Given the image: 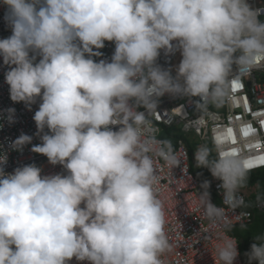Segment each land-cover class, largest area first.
<instances>
[{
    "label": "clouds",
    "instance_id": "9594fccd",
    "mask_svg": "<svg viewBox=\"0 0 264 264\" xmlns=\"http://www.w3.org/2000/svg\"><path fill=\"white\" fill-rule=\"evenodd\" d=\"M11 35L0 58L13 102H39L31 151L64 171L35 163L5 171L0 150V264H166V186L156 160L181 161L154 134L151 115L164 96L186 98L197 123L209 106L232 98L233 83L264 68V9L248 0H2ZM114 44L109 59L100 50ZM180 53L173 69L159 63ZM6 119L14 122L15 109ZM33 137L21 134L11 150ZM196 167L220 180L223 205L205 181L199 203L210 225L224 221L249 167L243 153L213 144L194 153ZM239 242L218 236L215 264H236ZM247 264H264V234Z\"/></svg>",
    "mask_w": 264,
    "mask_h": 264
},
{
    "label": "built area",
    "instance_id": "2783aa9c",
    "mask_svg": "<svg viewBox=\"0 0 264 264\" xmlns=\"http://www.w3.org/2000/svg\"><path fill=\"white\" fill-rule=\"evenodd\" d=\"M248 3L253 9H264V0H248ZM5 12L6 6L0 0V39L11 35L4 18ZM261 17H264V12H261L259 19ZM114 48V44L106 42L105 48L100 50L103 55L98 59L110 60ZM181 59L179 52L171 56L162 52L158 63L165 69L172 68L175 75V68ZM8 70L9 67L0 58V150L8 154L5 171L11 173L17 167L35 163L44 170V174L63 172L61 166H52L47 157L31 151L32 145L41 142L36 135L37 127L33 119L39 102L29 110V106L23 102L11 100L9 85L5 80ZM239 84L240 87L233 90L229 102L209 106L202 122H196L201 113L196 111L190 100L167 95L160 99L158 109L150 117L156 137L170 141L181 161L179 167L168 169L163 166L162 160H156L162 183L166 186V228L174 245L173 251L166 257V264H215L214 250L220 234H227L239 242L240 255L236 264H244L240 240L230 231L235 226L251 225L255 210L264 211V201L254 205L246 193L239 190L238 196L243 206L234 210L228 208L222 223L210 225L199 203V192L203 191L202 181L194 175V163L191 162V149L195 153L201 145L208 144L211 147L215 144L225 147L229 152L243 153L247 161L251 162L248 174L264 170V68L254 69ZM10 108L15 109L13 123L6 119L7 109ZM21 134L32 136V144L25 146L22 152L11 150V142ZM189 135L192 139L186 138ZM195 137L197 140L194 143ZM208 182L211 202L224 207L222 182L213 177L211 172ZM248 203H251V208L247 207ZM72 264L77 262L73 260Z\"/></svg>",
    "mask_w": 264,
    "mask_h": 264
},
{
    "label": "trees",
    "instance_id": "16d2710c",
    "mask_svg": "<svg viewBox=\"0 0 264 264\" xmlns=\"http://www.w3.org/2000/svg\"><path fill=\"white\" fill-rule=\"evenodd\" d=\"M166 141H168V140H166ZM191 155L193 156V159H194V168H193L194 175L198 179H200V180L202 179L203 182L207 181L208 172L206 174H204L202 177H199V173H198L197 167H196L194 152L192 149H191ZM206 170L208 171V169H206ZM247 178H250L251 184L252 183L253 184H255V183L264 184V170L258 171L255 173H250V174H248ZM261 201H264V188H263L262 192H260L259 194H257L254 197H251V202H253L254 205L258 202H261ZM247 207L251 208L252 207L251 203H248ZM235 227H233L231 229V233L234 235H237L239 237L240 244H241L242 258H243L244 264H247V256L245 254L250 250L251 244L253 243V239L256 236L264 234V211L255 210V219L251 225L235 226ZM240 228H245L244 235L237 234V231H238L237 229H240Z\"/></svg>",
    "mask_w": 264,
    "mask_h": 264
},
{
    "label": "rangeland",
    "instance_id": "374dc122",
    "mask_svg": "<svg viewBox=\"0 0 264 264\" xmlns=\"http://www.w3.org/2000/svg\"><path fill=\"white\" fill-rule=\"evenodd\" d=\"M262 6V4H261ZM260 20L262 22H264V17H261ZM186 138L188 139H192L191 135L186 136ZM197 138H193L194 143L196 142ZM191 162L194 163V159L193 156H191ZM197 171L199 173V177H202L204 174H206L208 171L206 170V168H197ZM206 179V178H205ZM201 185L204 183L203 180L201 179ZM264 188V184L262 183H255V184H251L250 182V178H247L246 183L244 184L243 187L240 188L241 191L245 192L246 195L251 199V197L256 196L257 194H259L260 192H262ZM236 228V227H235ZM234 228V229H235ZM237 234H241L244 235L245 232V228H240L237 229Z\"/></svg>",
    "mask_w": 264,
    "mask_h": 264
},
{
    "label": "snow or ice",
    "instance_id": "6c2138e0",
    "mask_svg": "<svg viewBox=\"0 0 264 264\" xmlns=\"http://www.w3.org/2000/svg\"><path fill=\"white\" fill-rule=\"evenodd\" d=\"M239 87H240L239 83H235V82L233 83V90H235V89H237ZM247 134H248V131L245 132V135H247ZM247 166L251 167V162L250 161H247Z\"/></svg>",
    "mask_w": 264,
    "mask_h": 264
},
{
    "label": "crops",
    "instance_id": "0c3cea01",
    "mask_svg": "<svg viewBox=\"0 0 264 264\" xmlns=\"http://www.w3.org/2000/svg\"><path fill=\"white\" fill-rule=\"evenodd\" d=\"M209 174H210V171L208 170V176H207V181H208V178H209ZM231 232V231H230ZM232 234V233H231ZM232 235H234V234H232ZM234 236H236V237H238L237 235H234ZM239 238V237H238Z\"/></svg>",
    "mask_w": 264,
    "mask_h": 264
}]
</instances>
